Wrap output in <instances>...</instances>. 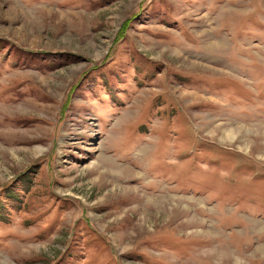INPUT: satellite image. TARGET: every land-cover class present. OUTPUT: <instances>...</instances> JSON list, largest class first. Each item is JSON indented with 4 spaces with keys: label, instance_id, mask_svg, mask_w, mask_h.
<instances>
[{
    "label": "rangeland",
    "instance_id": "rangeland-1",
    "mask_svg": "<svg viewBox=\"0 0 264 264\" xmlns=\"http://www.w3.org/2000/svg\"><path fill=\"white\" fill-rule=\"evenodd\" d=\"M0 264H264V0H0Z\"/></svg>",
    "mask_w": 264,
    "mask_h": 264
},
{
    "label": "bare ground",
    "instance_id": "bare-ground-1",
    "mask_svg": "<svg viewBox=\"0 0 264 264\" xmlns=\"http://www.w3.org/2000/svg\"><path fill=\"white\" fill-rule=\"evenodd\" d=\"M232 136H233V134H232Z\"/></svg>",
    "mask_w": 264,
    "mask_h": 264
}]
</instances>
